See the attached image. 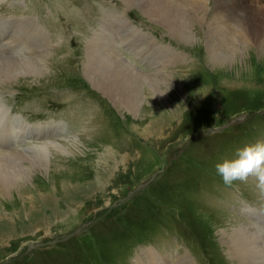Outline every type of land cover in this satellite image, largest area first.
Masks as SVG:
<instances>
[{"label": "rangeland", "instance_id": "obj_1", "mask_svg": "<svg viewBox=\"0 0 264 264\" xmlns=\"http://www.w3.org/2000/svg\"><path fill=\"white\" fill-rule=\"evenodd\" d=\"M106 1L3 0L0 4V33L16 31L15 36L30 37L34 45L30 52V45L25 46L29 54H0V59L36 58L44 66L36 75L0 79V155L13 160L48 144H63L60 147L65 149L60 152L51 145L44 166L33 160L36 166L22 173L12 189H0V264L25 248L53 245L77 229L85 231L77 240L41 248L7 264H169L182 256H188L189 264H236L220 237L223 231L239 228L237 221L232 223L236 227L229 226L223 214L226 204L236 206V200L223 198L235 192L226 190L215 166L234 159L238 149L264 140V51L249 46L243 55H235L237 60L214 64L204 39L206 34L213 37L220 21L222 30H247L253 24L250 8L264 3L240 0L235 7L224 4L222 13L216 14L207 13L204 1L181 0L197 4L202 11L192 16L198 40L189 44L154 20L150 8L144 9L149 1L143 0L139 14L164 29L161 34L180 46L186 55L181 57L190 66L185 64V73L143 75L130 100L114 103L94 89L84 73L90 61L96 62L97 73L113 67L110 62L130 67L101 53L86 62L88 49H94L108 32L132 27L133 21L110 27L119 14L107 9ZM70 19L77 32H69ZM35 27L45 30L41 36ZM62 28L68 35L57 36ZM81 34L88 49L73 54L76 49L65 45ZM123 34L114 38L118 41L114 49L126 50L121 47ZM12 41L2 38L0 52L5 53ZM140 42L127 46L137 51ZM106 45L107 52L111 46ZM103 61L106 65L100 67ZM171 80L176 85L170 86ZM29 124L52 131L61 125L63 132L44 141L24 130ZM23 132L27 138L21 142ZM147 176L146 187L140 190ZM137 191L142 196L129 201L124 211L89 230L96 214L113 209L125 195ZM244 194L240 192L238 198ZM133 222L142 223V228L129 232L126 240L132 250H128L119 237ZM252 222L241 217L244 227ZM162 226L172 233L164 237ZM143 231H149L150 237Z\"/></svg>", "mask_w": 264, "mask_h": 264}, {"label": "bare ground", "instance_id": "obj_2", "mask_svg": "<svg viewBox=\"0 0 264 264\" xmlns=\"http://www.w3.org/2000/svg\"><path fill=\"white\" fill-rule=\"evenodd\" d=\"M148 1L149 2L144 9L147 10L146 8H150L151 16L154 17V20H156L159 24L164 25L170 32L174 33L177 40L185 43L189 42V44L193 43L195 39L198 40V36L195 32V26L192 22V16L194 14H198V11L202 13L200 6L198 7L197 4L195 5V3H188L181 0ZM257 1H259L257 2L258 4H263L261 3V1L263 0ZM250 10L251 13H253V24H251L247 28V30L242 29V31H240L239 29L236 30L235 28H231L233 29V31L222 30V21H220L217 24L216 30L214 32V35L218 39L213 38L214 35L213 37H210L206 34L204 40L208 45L207 49L211 63L228 64L230 62H233L237 60L236 58H234L235 55H243L247 47L249 48V46L257 48L259 51H264V6L261 8H250ZM235 20L236 19H234V21ZM208 28V32H210L211 25ZM16 33V31H7L0 33V40H2V38L6 39L9 37L13 39V41L11 42V46L6 51H4L5 53L0 52L1 55L11 54L14 52L23 56L29 54V52L32 50L34 46L33 43L27 41L24 37L15 36ZM28 45H30L29 47L31 48L27 50L29 52H26L25 46ZM97 57L98 56L95 55L92 56L91 59H97ZM36 60L38 59H0V79L3 80L7 76L5 79V81H7L11 80L14 75L20 76L22 74H38L39 72L44 70V66L39 65L40 63L36 62ZM95 63V61H90L88 65H86L87 68L85 67L86 69H84V73L90 77V79L88 80L92 87L104 92L105 97L112 100L114 103L130 100V98L134 95L135 88L141 83L140 77L143 76L136 74L131 69V67L128 68L127 66H125V64H118V62H110L113 64V67L109 68L108 65L107 67L109 69L102 72H100L101 70H99L97 73ZM104 65H106V61H103L100 67ZM90 67H93V69L90 70ZM168 82H171L170 86L176 85L172 82V80ZM153 92L156 94L158 93L157 86L153 88ZM154 100H158V98L155 97ZM60 127L61 130H59ZM51 131V128L47 129L43 127L42 124H37V126L29 129L30 133H36L38 137H43L45 141L46 139H50L51 135H57L58 132H63V128L61 125H57L54 131ZM47 132H51V134H48ZM17 134H20V131H18ZM20 137L21 142L26 141L27 137L24 135V132L20 135ZM60 145L62 146L63 144H59L58 146L55 144L39 146L38 148L34 149L32 153H25V155L23 156L17 155L13 158V160H10L11 156H8L5 153L4 155H0V189H2V191L12 189L22 173L29 171L32 167L36 166L35 162H32L33 160H38L40 163L42 162V164H40V167L44 166L43 163L45 162V160L49 156H51L47 148L51 146L52 148L59 149L60 152H63V150L65 149L64 147L61 148ZM24 160H26V163H30V166H26V164L23 163ZM230 231L231 232L223 231L220 237L224 239L222 241L226 244L228 249L227 251L236 261V264H264V246H262V242L261 240H259L260 238L258 235L253 233L247 226L232 228ZM183 257L184 256H182V258L177 261L178 264H189V259L187 258L188 256H186V258L184 259ZM177 262L174 261L173 264H177Z\"/></svg>", "mask_w": 264, "mask_h": 264}, {"label": "clouds", "instance_id": "obj_3", "mask_svg": "<svg viewBox=\"0 0 264 264\" xmlns=\"http://www.w3.org/2000/svg\"><path fill=\"white\" fill-rule=\"evenodd\" d=\"M215 169L223 183L229 187L234 181L255 178L257 189L264 194V142L238 149L234 159L216 164Z\"/></svg>", "mask_w": 264, "mask_h": 264}, {"label": "trees", "instance_id": "obj_4", "mask_svg": "<svg viewBox=\"0 0 264 264\" xmlns=\"http://www.w3.org/2000/svg\"><path fill=\"white\" fill-rule=\"evenodd\" d=\"M35 251H37V250H34L33 252H35Z\"/></svg>", "mask_w": 264, "mask_h": 264}]
</instances>
